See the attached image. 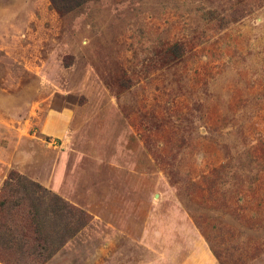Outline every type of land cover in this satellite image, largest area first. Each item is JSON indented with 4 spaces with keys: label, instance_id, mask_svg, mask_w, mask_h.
<instances>
[{
    "label": "rangeland",
    "instance_id": "obj_1",
    "mask_svg": "<svg viewBox=\"0 0 264 264\" xmlns=\"http://www.w3.org/2000/svg\"><path fill=\"white\" fill-rule=\"evenodd\" d=\"M11 172L0 264H264V0H0Z\"/></svg>",
    "mask_w": 264,
    "mask_h": 264
},
{
    "label": "trees",
    "instance_id": "obj_2",
    "mask_svg": "<svg viewBox=\"0 0 264 264\" xmlns=\"http://www.w3.org/2000/svg\"><path fill=\"white\" fill-rule=\"evenodd\" d=\"M88 1L90 0H50L54 9L61 14L72 11ZM5 191L7 194L5 196H0V211L7 206L8 198L13 195H19L21 198L23 196L30 201V207L33 210L35 217L38 216V208L47 192L37 183L32 182L14 172H11L3 183L2 194ZM55 200L60 202V199L56 197ZM59 211L60 208H57L54 212L55 214H59ZM0 244L2 245L3 243Z\"/></svg>",
    "mask_w": 264,
    "mask_h": 264
}]
</instances>
